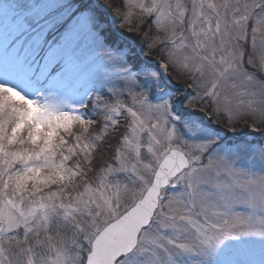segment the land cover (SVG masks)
Returning <instances> with one entry per match:
<instances>
[{"label":"snow or ice","instance_id":"obj_1","mask_svg":"<svg viewBox=\"0 0 264 264\" xmlns=\"http://www.w3.org/2000/svg\"><path fill=\"white\" fill-rule=\"evenodd\" d=\"M0 264H264V0H0Z\"/></svg>","mask_w":264,"mask_h":264},{"label":"trees","instance_id":"obj_2","mask_svg":"<svg viewBox=\"0 0 264 264\" xmlns=\"http://www.w3.org/2000/svg\"><path fill=\"white\" fill-rule=\"evenodd\" d=\"M117 2H118V0H117Z\"/></svg>","mask_w":264,"mask_h":264}]
</instances>
